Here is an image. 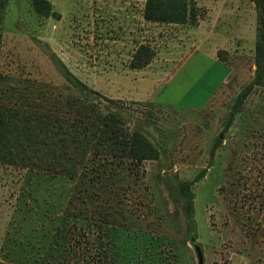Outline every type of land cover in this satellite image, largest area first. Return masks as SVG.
I'll return each mask as SVG.
<instances>
[{
  "label": "rangeland",
  "instance_id": "1",
  "mask_svg": "<svg viewBox=\"0 0 264 264\" xmlns=\"http://www.w3.org/2000/svg\"><path fill=\"white\" fill-rule=\"evenodd\" d=\"M50 1L60 16L40 15L32 0L6 2L2 141L29 139L15 136L13 109L45 115L72 98L107 104L70 83L59 58L128 121L148 126L164 154L71 174L0 155V261L198 264L195 238L205 264H264V86L239 98L258 67L263 0H195L196 26L144 19L146 0ZM141 45L155 56L132 68ZM180 181L195 195V235Z\"/></svg>",
  "mask_w": 264,
  "mask_h": 264
},
{
  "label": "trees",
  "instance_id": "2",
  "mask_svg": "<svg viewBox=\"0 0 264 264\" xmlns=\"http://www.w3.org/2000/svg\"><path fill=\"white\" fill-rule=\"evenodd\" d=\"M7 0H0V24L3 19ZM33 9L44 17L60 16L52 10L50 0H32ZM260 18V35L257 42V70L254 80L240 95L242 101L255 86H264V0ZM195 0H146L143 9L144 19L148 21L176 24L190 23L198 25L199 14ZM155 56V51L141 45L131 60L132 68L148 65ZM57 67L65 78L75 86L97 94L107 102L101 108L95 102L82 98L67 99L60 103L59 110H50L45 115L38 111L21 115L18 110H11L12 126L15 136L19 132L29 139L14 140L4 143L0 138V155L7 156L15 165H23L50 172L74 173L80 167L88 172H99L107 164L133 161L137 164L147 160H157L163 153L162 148L151 138L144 123L128 121L118 103L99 91L90 88L77 78L57 58ZM3 122L0 118V128ZM22 126V128H21ZM3 130V127L1 131ZM34 130L38 131L34 135ZM40 133L43 139H40ZM91 164V165H90ZM180 181L177 193L185 198L183 207L190 232L195 235L194 193ZM0 264H8L0 261Z\"/></svg>",
  "mask_w": 264,
  "mask_h": 264
},
{
  "label": "water",
  "instance_id": "3",
  "mask_svg": "<svg viewBox=\"0 0 264 264\" xmlns=\"http://www.w3.org/2000/svg\"><path fill=\"white\" fill-rule=\"evenodd\" d=\"M192 242H193V247L196 251L198 264H205V257L201 245L197 243L195 238L192 239Z\"/></svg>",
  "mask_w": 264,
  "mask_h": 264
},
{
  "label": "crops",
  "instance_id": "4",
  "mask_svg": "<svg viewBox=\"0 0 264 264\" xmlns=\"http://www.w3.org/2000/svg\"><path fill=\"white\" fill-rule=\"evenodd\" d=\"M189 60H191V59H189Z\"/></svg>",
  "mask_w": 264,
  "mask_h": 264
}]
</instances>
